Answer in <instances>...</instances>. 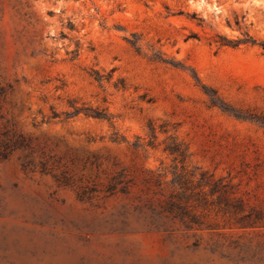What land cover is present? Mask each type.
<instances>
[{
  "label": "rangeland",
  "instance_id": "374dc122",
  "mask_svg": "<svg viewBox=\"0 0 264 264\" xmlns=\"http://www.w3.org/2000/svg\"><path fill=\"white\" fill-rule=\"evenodd\" d=\"M0 264H264V0H0Z\"/></svg>",
  "mask_w": 264,
  "mask_h": 264
},
{
  "label": "trees",
  "instance_id": "16d2710c",
  "mask_svg": "<svg viewBox=\"0 0 264 264\" xmlns=\"http://www.w3.org/2000/svg\"><path fill=\"white\" fill-rule=\"evenodd\" d=\"M167 150H170L172 154L174 153H178L179 150H177V148H171V147H166ZM179 155H184L183 152H180ZM178 176H180V174H178ZM204 179V174H203V177ZM205 186H209L210 187V192L212 194L216 193V192H220L221 195L225 196L226 193L231 196V204L232 205V210L234 211H238L240 212L242 209H243V205H244V202L242 200L241 197H238L237 195V187H236V184H234L231 180H228L225 182V178H219L217 180H214L212 182H210V180L206 181L205 180H202L198 187H201V191L204 189ZM199 191L197 193H200ZM204 199V198H203ZM201 200H199L197 198V207L201 204ZM167 205H172L170 203H168ZM169 206V208H165V210H170V211H173V208H171ZM186 226L188 228H191L192 227V224L191 223H187Z\"/></svg>",
  "mask_w": 264,
  "mask_h": 264
}]
</instances>
